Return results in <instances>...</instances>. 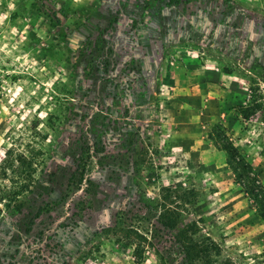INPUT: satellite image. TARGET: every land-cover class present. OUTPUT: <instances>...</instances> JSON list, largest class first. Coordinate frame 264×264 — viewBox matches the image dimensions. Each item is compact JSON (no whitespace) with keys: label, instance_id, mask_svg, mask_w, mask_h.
Returning a JSON list of instances; mask_svg holds the SVG:
<instances>
[{"label":"rangeland","instance_id":"1","mask_svg":"<svg viewBox=\"0 0 264 264\" xmlns=\"http://www.w3.org/2000/svg\"><path fill=\"white\" fill-rule=\"evenodd\" d=\"M228 142L264 184V0H0V264H264Z\"/></svg>","mask_w":264,"mask_h":264},{"label":"trees","instance_id":"2","mask_svg":"<svg viewBox=\"0 0 264 264\" xmlns=\"http://www.w3.org/2000/svg\"><path fill=\"white\" fill-rule=\"evenodd\" d=\"M244 118H249L254 111L250 107H243ZM227 153V164L232 169L236 182L244 189L246 196L251 200V204L255 208L256 213L264 220V184L260 181L259 172L256 166L247 159V157L240 151V149L233 143H225L224 147ZM10 151H6V158L3 163L9 161ZM19 164L28 166V169L36 171L32 161H28L25 155L17 157ZM26 180V179H24ZM30 185L26 183L20 184L14 191V199L12 201L19 200L28 190ZM6 206H11V201L5 203ZM136 242V241H135ZM130 246L132 242L130 240L125 243ZM134 258L137 263L141 262L143 257V250L139 245H136L134 250Z\"/></svg>","mask_w":264,"mask_h":264},{"label":"crops","instance_id":"3","mask_svg":"<svg viewBox=\"0 0 264 264\" xmlns=\"http://www.w3.org/2000/svg\"><path fill=\"white\" fill-rule=\"evenodd\" d=\"M242 218H248V222H249L248 225L244 226V224H241L240 226H237V227H240V228L243 227L245 232L248 231L250 233V236L248 237V239H250L249 241L251 242V246L258 247L261 244H263L264 238H262L261 240L262 243H260L259 238L262 234L264 235V232H261V235H258L259 233L256 231L259 230L260 227L264 226V220L261 219L260 216L256 213L255 208L253 207L251 203L248 205L246 210L243 211ZM240 221L242 220L240 219ZM242 235H243L242 231H238V236L241 237ZM240 239L244 240L246 238L242 236Z\"/></svg>","mask_w":264,"mask_h":264}]
</instances>
